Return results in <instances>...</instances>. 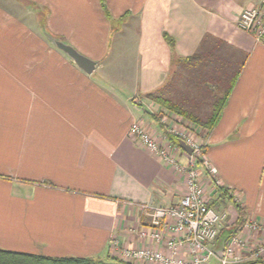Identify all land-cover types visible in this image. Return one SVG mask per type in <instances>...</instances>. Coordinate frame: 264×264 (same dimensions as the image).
Here are the masks:
<instances>
[{
  "label": "crops",
  "instance_id": "crops-1",
  "mask_svg": "<svg viewBox=\"0 0 264 264\" xmlns=\"http://www.w3.org/2000/svg\"><path fill=\"white\" fill-rule=\"evenodd\" d=\"M260 2L0 1V249L91 258L95 264H130L122 261L123 249H156L139 237L147 219L135 205L178 204L187 177L131 137L130 129L138 123L156 135L147 96L175 97L174 68L192 76L185 63L201 54L190 65L207 73L205 63L214 65L206 59L219 51L243 61L232 75L221 68L211 72L213 84L206 86L219 95L208 97L210 116L215 101L236 83L205 138L202 158L219 186L245 209L246 221L259 225L255 232L242 226L237 236L248 245L263 244L264 42L238 27L241 14ZM46 34L94 61V72L80 70ZM178 77L175 86L187 78ZM160 140L186 166L189 154ZM198 170L209 204L221 212L227 207L226 226L233 227L237 209L210 189L206 167Z\"/></svg>",
  "mask_w": 264,
  "mask_h": 264
},
{
  "label": "built area",
  "instance_id": "built-area-1",
  "mask_svg": "<svg viewBox=\"0 0 264 264\" xmlns=\"http://www.w3.org/2000/svg\"><path fill=\"white\" fill-rule=\"evenodd\" d=\"M238 27L257 42H264V0L241 14ZM130 134L167 166L186 174L187 191L175 205H135L147 219L139 237L155 244L157 248L123 249L122 261L130 264H209L216 256L214 250L221 230L227 225V215L210 206L206 196L207 187L201 180L198 167H206L210 189L220 187L213 178V171L207 168L203 158L200 160L197 157L198 148L185 140L183 141L192 148L193 153L188 155L189 161L183 166L170 150L171 146L167 148L162 145L161 136L167 139L164 131L161 132L162 135H154L141 124L135 123ZM174 149L180 148L175 146ZM243 227L249 232L259 230V225L251 220H247ZM114 245L118 243L115 242ZM251 261L264 262V243L252 246L237 235L230 238L225 245L220 264H243Z\"/></svg>",
  "mask_w": 264,
  "mask_h": 264
},
{
  "label": "rangeland",
  "instance_id": "rangeland-1",
  "mask_svg": "<svg viewBox=\"0 0 264 264\" xmlns=\"http://www.w3.org/2000/svg\"><path fill=\"white\" fill-rule=\"evenodd\" d=\"M1 2H3V0H0ZM245 1H257V0H243ZM25 2H23L24 4ZM28 3H25V5H27ZM246 5H251V3H248ZM41 11V10H40ZM38 21H40L41 24H43L45 26V21H44V13L39 12L38 13ZM44 29H46V27H43ZM257 41V40H256ZM232 58V57H231ZM205 60V59H204ZM207 62H212L211 64H213L214 66H210V64H206L205 62V67L207 70V73H202L199 70H203L201 67L196 66V64L194 65H188V67H186V69H190L193 70L192 72V76H195L192 79L191 73L190 72H185L184 69L180 68L178 66L175 67L173 72V76L171 78V85H172V89L171 91H173V96L172 97L170 95V93H168L167 95L164 93H156L154 94V97L157 98H164V99H170L173 100L174 103L178 104L181 106V108H183L184 110H195V112H191V114L197 118H199L200 120H202L203 122L206 121L207 119H209L210 114L208 113V109L209 107L207 106V101H208V97H212L213 94H216V92H210L207 88V84L211 85L213 83L212 80L214 78V75L211 72H216L217 69H220L223 71H228V73L230 75L233 74V72L239 71L238 69L240 68V64H241V57L235 56L233 57V59H229L225 56H223L222 52H215L214 54H212L209 58L206 59ZM128 62V61H127ZM230 62V63H228ZM222 64H224L225 66H228L230 64L233 65V67H226L223 66ZM127 71L131 68L126 67ZM177 70V72H176ZM181 70V71H180ZM180 73L182 75H185L187 78H185L184 82H180L177 84V86H175L174 80L176 82L177 79H179L178 75H180ZM200 86V88L197 89V95L195 94V92L193 91V93H185L188 90H191L192 88H197V86ZM225 86V85H224ZM131 86H129L127 89H130ZM181 87V88H180ZM220 89V88H219ZM225 89V88H224ZM220 89V93L222 92ZM182 96H181V95ZM219 95V94H216ZM152 102L147 103V105L149 104V107H151V114L152 116L155 117L156 121H157V127L155 129V131L158 132V134H161V129L159 127L162 126L164 127L167 132L173 133L175 136H177L178 139H182L185 140L186 142L195 145L198 150L199 153L197 154V157L202 160V155L205 151V138L209 135L208 131L206 129H204L203 127L199 126V125H195L191 120L187 119L184 116L181 115H177L174 113H169L166 109H164L163 107H161L159 104H157V102L153 99H150ZM190 110V111H191ZM189 111V113H190ZM197 111V113H196ZM199 113V114H198ZM145 128V126H143ZM157 134V133H156ZM162 135V134H161ZM225 204L227 206H233V203L229 200L225 201ZM214 209L219 212V213H225L227 215V207L222 209L223 212H221V210H219V206H215ZM225 211V212H224ZM236 228V225H234L233 227L230 226L228 231H233ZM223 239H225V237H223ZM251 262H255V261H251ZM260 262V261H258ZM113 264H115L116 262H112ZM248 263V262H247ZM209 264H220V260H218L217 258H212Z\"/></svg>",
  "mask_w": 264,
  "mask_h": 264
},
{
  "label": "trees",
  "instance_id": "trees-1",
  "mask_svg": "<svg viewBox=\"0 0 264 264\" xmlns=\"http://www.w3.org/2000/svg\"><path fill=\"white\" fill-rule=\"evenodd\" d=\"M168 44L170 45L172 51L174 52V43L171 41L168 37H166ZM201 54L194 55L191 58L187 59L188 63L185 64H193L192 61L196 59H200ZM236 80H233L232 83H230L229 88L227 89L225 95L222 98H219L218 100L215 101L213 104V109H212V114L209 119L206 121H202L199 118L193 116L191 113L188 111L184 110L181 108V106L173 102V100L170 99H164L162 98H155L154 94L148 95L147 97L150 99H153L159 104L161 107L166 109L169 113H174L177 115H181L186 117L187 119L191 120L195 125H199L206 129L208 133L210 134L217 123L219 122V119L221 118V115L223 113V110L230 98V95L232 93L234 84ZM156 94V93H155ZM160 129L164 131V133L167 136V139L171 142L172 145L179 147V139L177 136L168 134L166 129L162 126H160ZM204 154V153H203ZM215 194H218V199L220 198H225L226 200L228 199L233 203L235 208L237 209L239 213V218L236 222V228L233 231H228L230 226L224 227L221 232L222 235L225 236V245L228 243L230 238L233 236H236L239 231L241 230L242 226L246 222V212L245 209L242 208L238 203L234 201L233 196L230 193V190L225 189L223 187H215ZM211 207H214V203L210 205ZM220 237V235H219ZM261 262V261H260ZM96 261L91 258H51V257H44V256H38V255H32V254H25V253H18V252H13V251H8L4 249H0V264H95ZM259 264V262H248V263H243V264ZM118 264H126L123 262H119Z\"/></svg>",
  "mask_w": 264,
  "mask_h": 264
},
{
  "label": "water",
  "instance_id": "water-1",
  "mask_svg": "<svg viewBox=\"0 0 264 264\" xmlns=\"http://www.w3.org/2000/svg\"><path fill=\"white\" fill-rule=\"evenodd\" d=\"M46 37L58 50H60L66 56H68L77 65V67L80 70H82L84 73L91 75L94 72L96 68V63L94 61L80 54L71 45L65 42L59 41L48 34H46ZM179 148L189 155L193 153L192 148L189 145H187V143L184 142L183 140L179 141ZM224 242L225 240L221 242L220 244H218V246H216L214 250L215 254L219 256V258H222L223 256V252L225 248Z\"/></svg>",
  "mask_w": 264,
  "mask_h": 264
}]
</instances>
